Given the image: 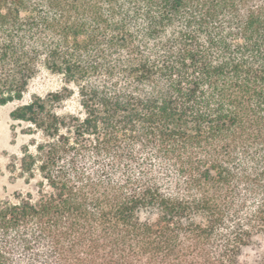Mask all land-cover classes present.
I'll return each instance as SVG.
<instances>
[{
	"label": "trees",
	"instance_id": "1",
	"mask_svg": "<svg viewBox=\"0 0 264 264\" xmlns=\"http://www.w3.org/2000/svg\"><path fill=\"white\" fill-rule=\"evenodd\" d=\"M41 66L0 264H264V0H0V104Z\"/></svg>",
	"mask_w": 264,
	"mask_h": 264
},
{
	"label": "rangeland",
	"instance_id": "2",
	"mask_svg": "<svg viewBox=\"0 0 264 264\" xmlns=\"http://www.w3.org/2000/svg\"><path fill=\"white\" fill-rule=\"evenodd\" d=\"M68 88V89H67ZM68 90L62 101L54 105V110L60 115L82 114L78 87L66 82L62 74L40 67L31 79L25 96L20 101L5 105L0 104V195L7 196L15 190H26L27 185L22 177L20 159L25 154V148L36 152L39 142L45 140L40 129L24 121L14 120L11 112L17 106L27 103L34 95L45 97L53 92ZM14 165V166H12ZM250 260L252 256L247 254Z\"/></svg>",
	"mask_w": 264,
	"mask_h": 264
}]
</instances>
